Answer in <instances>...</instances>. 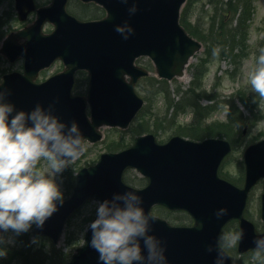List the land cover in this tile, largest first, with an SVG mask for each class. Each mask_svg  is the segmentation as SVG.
<instances>
[{"label":"water","instance_id":"water-1","mask_svg":"<svg viewBox=\"0 0 264 264\" xmlns=\"http://www.w3.org/2000/svg\"><path fill=\"white\" fill-rule=\"evenodd\" d=\"M16 1L20 19L25 20L35 10L34 0ZM67 1L54 0L51 6L38 10L33 26L4 41L1 52L11 61L22 56L25 72L5 75L0 86L10 91L8 102L17 110L30 112L37 104L44 108L54 104V114L62 122L75 121L85 139L96 142L102 137L101 126L126 128L142 107L143 100L136 94L135 85L148 72L135 66L137 58L151 57L159 76L173 79L184 74L201 44L179 23L180 9L186 0H140L139 11L131 17L127 11L131 4L94 0L105 7L108 16L87 23L66 13ZM126 20L134 34L124 40L115 27ZM47 21L56 26L49 35L42 31ZM21 39L27 42L19 44ZM57 59L66 65L64 72L36 83L40 71ZM80 69L91 76L87 97L72 95L75 73ZM88 105L91 119L87 115ZM230 150L229 142L217 139L200 144L175 137L162 146L153 135L139 137L132 148L106 154L96 166L81 170L73 195L64 200L43 228L35 225L33 235L48 236L57 244L68 218L87 199L103 201L115 193L131 190L143 198L146 212L161 204L173 210H188L194 217L193 227H172L153 216L155 223L150 234L165 242L168 264H215L216 252L208 253L207 248L215 247L221 229L231 218L240 220L244 236L239 251L246 253L255 248L253 241L258 236H264L243 218L249 191L264 177V140L245 152L244 188L219 176V167ZM129 168L139 170L148 178L149 185L135 189L125 184L123 174ZM225 208L227 215L217 219L215 213ZM262 213L264 218V195ZM91 235L90 230L85 246L70 264H99L98 253L89 246ZM225 264H230L228 255Z\"/></svg>","mask_w":264,"mask_h":264},{"label":"rangeland","instance_id":"rangeland-1","mask_svg":"<svg viewBox=\"0 0 264 264\" xmlns=\"http://www.w3.org/2000/svg\"><path fill=\"white\" fill-rule=\"evenodd\" d=\"M51 1L37 0V3L43 7L49 5ZM227 1L230 0H194L191 5L187 6L185 20L192 29L196 30L199 41L203 43V49L191 60L186 69L185 77L176 80L175 83L170 82V89L180 86L183 90H187L189 85L191 86L192 80L195 79L196 81L199 75L198 78H201L199 79L200 89L203 92L199 94L201 99L198 104L202 109L203 116L197 117V109L186 105L187 103H184L176 113H173L170 105L174 101L177 102L176 96L172 95L170 104H168L165 100V94H155L156 86L153 80L156 79V75L151 74L147 80L141 82L139 87V94L147 100V103L144 114L138 122L139 128L136 131L139 132L141 128L146 129L145 132L154 133L158 141L162 143L176 135L192 138L196 133H199L201 135L199 140L219 136L218 138L224 137L223 139L228 141H235L239 135V139L243 138V141L240 145H236L233 153L221 167L220 172L222 176L230 179L233 183L242 184L244 150L249 143L264 137V109L259 107L257 94L253 92L248 83V74L255 67L254 58L259 56L261 49H264V0H231L226 5ZM243 1L245 3L242 4ZM71 6L73 12L81 14L82 11L78 10L76 3H71ZM239 11L240 20L246 11L250 18L241 27L238 25L241 22H235ZM0 15L5 21V35L31 25L36 18V14L33 13L26 22H19L16 19L14 0H0ZM221 22L225 24L224 29L221 28ZM44 29L46 32H51L54 27L51 24H46ZM223 46L225 53H221ZM216 48H219V55L214 57L213 50ZM245 61H248L247 66ZM138 65L148 67L149 64L146 58H142L138 61ZM63 69L64 66L61 62L55 63L41 74L40 81ZM11 71H23V62L19 60L15 63H9L5 57H0V82L6 72ZM78 85L76 92L86 95L89 85L87 77H79ZM228 102H235L238 113L243 115L241 126L237 125V119L226 126L229 124L230 115V110L227 107ZM102 130L104 141L95 145L87 144L85 155L56 177L63 195L70 193L75 182V175L72 171L76 173L82 167L95 164L101 154L112 152L110 150L113 149L127 147L134 142L133 138L135 137H132L130 133L110 128H103ZM41 164L46 171H50L46 162L41 161ZM127 178L131 185L136 187L140 185L138 181L133 182L141 179L138 172L131 171ZM263 190L264 183L253 189L248 206V215L257 224L261 222L258 205ZM94 202L87 203L70 220L65 230V236L60 243V247L66 249H64L63 254H56V260H64V254L67 255L68 250L72 251L76 246L79 247L83 243L87 226L91 219L96 216V204ZM165 213L166 220L174 225L190 226L193 224L187 216ZM226 232H238V225L233 224ZM15 238L16 232L12 230L5 232L2 236L0 235V248H4V251L0 252V264H19L18 260L5 251V241L9 245L12 243V247H14ZM49 243V239L44 238L36 241L34 245L42 255H46L51 250ZM228 250L232 255L234 264H264V255L259 258H255L253 253L240 256L236 251L237 246ZM27 258L28 256L21 257V263L24 264L29 259ZM38 260L46 262L45 258L39 257Z\"/></svg>","mask_w":264,"mask_h":264},{"label":"clouds","instance_id":"clouds-1","mask_svg":"<svg viewBox=\"0 0 264 264\" xmlns=\"http://www.w3.org/2000/svg\"><path fill=\"white\" fill-rule=\"evenodd\" d=\"M131 7L134 16L140 0H119ZM115 31L127 40L134 34L129 21ZM27 39L21 43H26ZM26 54L27 49H24ZM219 55V48L213 56ZM255 67L248 83L264 109V49L255 57ZM248 61H245L247 66ZM10 91L0 86V230L17 234L28 232L33 225L43 228L45 222L63 206L64 195L56 177L63 173L86 150L85 137L78 124H67L55 115V105L37 104L30 112L17 110L8 102ZM41 161L47 163L46 171ZM96 218L89 224V246L98 253L99 264H168L166 245L151 235L155 218L146 212L143 198L134 191L113 194L111 199L95 201ZM217 219L227 209L215 213ZM203 227V225H201ZM244 233L221 232L215 247V264H225L226 250L237 246ZM250 251L255 258L264 255V236H258Z\"/></svg>","mask_w":264,"mask_h":264},{"label":"trees","instance_id":"trees-1","mask_svg":"<svg viewBox=\"0 0 264 264\" xmlns=\"http://www.w3.org/2000/svg\"><path fill=\"white\" fill-rule=\"evenodd\" d=\"M194 1V0H192ZM245 17L241 20V23L239 24V26H243L244 22L249 19V17H247V12L246 15H244ZM182 24L185 26V28L189 31V33L195 37L197 36V32L195 29H192L191 26H189L185 20V17L182 18ZM221 24V28L224 29L225 24L223 22L220 23ZM3 23H2V19L0 18V42L1 40L4 38L5 33L3 31ZM154 85L156 86V91L155 94H162V95H167L168 100H169V104H170V95H172L169 92V88L167 86V84L165 82L162 81H155ZM200 87L199 84L197 82H194L192 87L184 92L181 90L180 87H177V95H180V99L178 100V102H173L170 105V108H174L175 113L180 109V107L182 105H184V103H187L186 105H189L191 107H194L197 109V114L200 116H203L202 114V109L198 104V101L201 99L199 97V94H201V92L199 91ZM188 94V95H185ZM232 105V111L234 112L236 110V107L234 106V104ZM242 119V116L239 115V121ZM233 122V120H232ZM74 185V184H73ZM34 226V225H33ZM32 226V228H33ZM32 228L28 231V232H24L21 233L20 235V239L18 240V245H16L17 247L15 248H11L9 246V254L11 253V255L14 257V259L19 261V264L21 263V257L25 258V256H28V260L25 261L24 264L27 263H44V262H40L38 260L39 257L41 258H45V263L48 264H66L67 261L69 260V254L65 255V259L64 260H56L55 256L56 254H63V251L53 248L49 253H47L46 255H42L41 252L36 251V249L34 248V245L31 243V230ZM19 248V249H18ZM4 250L3 247L0 248V252H2ZM34 252V254H33ZM33 258V259H32ZM35 258V259H34Z\"/></svg>","mask_w":264,"mask_h":264},{"label":"flooded vegetation","instance_id":"flooded-vegetation-1","mask_svg":"<svg viewBox=\"0 0 264 264\" xmlns=\"http://www.w3.org/2000/svg\"><path fill=\"white\" fill-rule=\"evenodd\" d=\"M246 132V131H245ZM245 132H244V134H245ZM205 139V138H204ZM203 140V139H202ZM199 141H201V140H199ZM235 141H236V144L237 145H240L241 144V142L243 141V138H240L239 139V135L235 138ZM230 143V146H231V150H232V152L234 151V145H233V143H232V141L231 142H229ZM244 165V164H243ZM222 176V175H221ZM223 177V176H222ZM223 178H225V177H223ZM226 179V178H225ZM230 180V179H229ZM242 184H235V183H233V184H235V185H237L238 187H242L243 185H244V181H245V168H244V172H243V174H242ZM230 182H231V180H230ZM261 183H264V179H261L258 183H257V185L255 186V187H257L259 184H261ZM254 187V188H255ZM253 188V189H254ZM252 193V192H251ZM251 193H250V196H251ZM263 195H264V190L262 191V193H261V196H260V203H259V205H258V213H259V217H260V220H261V222L259 223V224H257L256 222H254L253 220H252V218L250 219V216L248 215L249 213H248V210L246 211V215H245V217H246V219H248L249 221H251L253 224H254V226H255V228L257 229V231H264V218H263V213H262V210H263ZM250 196H249V200H248V206H249V202H250ZM238 232H239V229H238Z\"/></svg>","mask_w":264,"mask_h":264},{"label":"bare ground","instance_id":"bare-ground-1","mask_svg":"<svg viewBox=\"0 0 264 264\" xmlns=\"http://www.w3.org/2000/svg\"><path fill=\"white\" fill-rule=\"evenodd\" d=\"M184 77H185V76H184ZM184 77H183V78H184ZM183 78H181V79H183Z\"/></svg>","mask_w":264,"mask_h":264}]
</instances>
